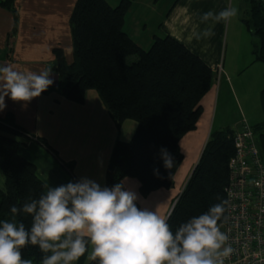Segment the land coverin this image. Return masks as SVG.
Returning <instances> with one entry per match:
<instances>
[{"label":"trees","instance_id":"trees-1","mask_svg":"<svg viewBox=\"0 0 264 264\" xmlns=\"http://www.w3.org/2000/svg\"><path fill=\"white\" fill-rule=\"evenodd\" d=\"M251 3L252 17L244 22L259 39L257 58L264 61V4L260 0ZM131 4L132 0H121L116 6L108 0H77L71 17L75 60L67 62L58 49L55 71L63 94L73 101L84 102L87 90L96 89L118 129L127 119L136 120L132 138L118 139L114 145L106 185L135 177L141 183L142 195L147 196L174 184L184 159L181 139L197 127L201 100L214 83L215 71L170 34H156L150 48H143L124 28ZM130 56L136 60L129 62ZM261 97L264 106V89ZM253 128L264 160V120ZM25 136L30 137L14 122L13 115L0 117V173L4 177L0 182V221L30 227L31 216H13L11 206L20 208L28 200L38 199L46 183L38 176L37 165L20 153ZM161 147L175 158L171 178L160 156ZM234 153V129L228 126L212 131L167 218L173 232L181 223L226 200L229 161ZM154 169L164 178H158ZM224 222L222 218L219 225ZM43 255L38 246L22 249V258L31 259L33 264H42ZM87 255L78 263L82 264Z\"/></svg>","mask_w":264,"mask_h":264},{"label":"crops","instance_id":"crops-1","mask_svg":"<svg viewBox=\"0 0 264 264\" xmlns=\"http://www.w3.org/2000/svg\"><path fill=\"white\" fill-rule=\"evenodd\" d=\"M108 1L116 6L121 0ZM76 2L10 0L7 4L6 0H0V65L10 64L16 70L37 73L51 69L55 79L54 85L40 98L34 99L27 109L23 108L22 102H14L6 97V108L0 112V117L13 115L14 122L27 135L39 137L41 142L29 136L22 137L20 153L37 165L38 176L53 187L80 176H89L106 184L113 146L122 138L119 133L121 128L116 126L97 91L87 90L82 103L73 101L63 94L59 74L55 71L58 49L63 51L67 62L75 60L71 17ZM229 5H236L238 15L227 24L216 23L211 37L197 40L195 33L207 27L201 23V15L208 11L218 13ZM251 6V0L238 4L236 0H132L125 16V30L141 46L143 42H140L139 34L135 36L136 31L141 33L151 27L160 34H170L183 42L215 71L214 83L201 100L202 114L197 127L181 139L184 159L175 175L174 184L144 196L140 191L139 179L127 177L129 186L146 200V206L157 210L162 217H168L200 160L212 131L228 126L237 129L244 121L253 126L251 122L259 119L251 104H246L249 113L240 105L239 110L243 111L240 117L230 119L227 111L228 96L233 94L237 97L240 93L246 103H254L256 97L261 102L264 89V61L257 58L259 39L244 22V19L252 17ZM251 79L253 84H250ZM217 80L220 86L216 85ZM246 85H252L249 91H246ZM251 88L253 99L250 100L248 95ZM37 114L41 122L37 121ZM95 125L105 126L106 132L98 133ZM81 152H86L82 159ZM101 154L105 161L103 167L97 164V157ZM89 263L86 258L82 264ZM74 264L79 263L76 261Z\"/></svg>","mask_w":264,"mask_h":264},{"label":"clouds","instance_id":"clouds-1","mask_svg":"<svg viewBox=\"0 0 264 264\" xmlns=\"http://www.w3.org/2000/svg\"><path fill=\"white\" fill-rule=\"evenodd\" d=\"M237 15L238 9L231 5L218 13H203L200 21L207 27L195 33V38L211 37L216 23L227 24ZM54 83L51 69L37 73L0 65V112L6 108V97L22 102L27 109ZM37 121L41 122L39 114ZM160 156L171 178L175 158L164 147ZM104 163L103 155H98V166ZM154 174L164 178L159 169ZM129 185L128 178L107 186L89 176L54 187L45 184L38 199H30L20 208L11 206L13 216H31L30 227L0 221V264H33L22 258L27 245L39 247L44 254L42 264H74L86 252L87 260L98 264H225L234 251L219 226L222 218L227 220V200L211 205L173 232L167 218L146 206V200Z\"/></svg>","mask_w":264,"mask_h":264},{"label":"built area","instance_id":"built-area-1","mask_svg":"<svg viewBox=\"0 0 264 264\" xmlns=\"http://www.w3.org/2000/svg\"><path fill=\"white\" fill-rule=\"evenodd\" d=\"M234 144L223 224L234 251L225 264H264V160L253 126L234 129Z\"/></svg>","mask_w":264,"mask_h":264},{"label":"rangeland","instance_id":"rangeland-1","mask_svg":"<svg viewBox=\"0 0 264 264\" xmlns=\"http://www.w3.org/2000/svg\"><path fill=\"white\" fill-rule=\"evenodd\" d=\"M243 1L244 0H236V4H238L240 2L242 3ZM235 7H236V5H235ZM133 32H134V30H133ZM155 32H157L156 34H158V35H165V34H160V31H158V30L157 31H154L150 27L148 30H142L141 33H139V31H136L135 36L136 35L138 36V34H139V40H140V42H143L142 43L143 44L142 45L143 48L148 49V48H150L151 43L153 42L152 39L154 38V35L153 34ZM151 40H152V42L149 43ZM134 60H136V56H130L129 59H128L129 62H133ZM218 82H219V80H217L216 85L217 86H220V82L219 83ZM250 84H253V79L250 80ZM249 87H252V85H249V86L246 85L245 86L246 91H249ZM93 90L94 91H97L96 89H93ZM96 93H98V92H96ZM252 94H253V89L251 88L250 94L248 95V98L250 100L253 99V95ZM219 103H221V102H219ZM228 103H229L228 104L229 105V109H227V111H228V114H229L228 117L230 119L231 118H235V117L242 116L243 111L242 110H239L240 105H242V108L244 110H246V104H251L254 107L253 108L254 112L256 114L257 113L259 114V119H257V121H255V122H251V124H253V126H254V125H256V123L261 122L262 120H264V106H263V102H262V97H261V102H259L258 101V97H256V98H254V103H252L250 101H248L246 103V101L242 99V95L240 93L237 94V97H236V95L233 96V94H232V95L228 96ZM246 112L249 113L247 110H246ZM132 123L135 124V126H133ZM94 127H95V129L97 130L98 133H105L106 132V129L104 128L105 126H103V125H95ZM136 128H137V122H136V120H134V119H127L124 122V124H122V127L119 130V133H120V135L122 137V138H119V139H121V140H130L132 138L133 134L135 133ZM29 138L30 139L31 138H34L35 141L41 142V140L37 136H31ZM83 147H85V146H83ZM113 148H114V146H113ZM112 151H113V149H112ZM85 154H86V152H81L80 155H83V156H81L80 158L82 159ZM3 180H4V177L0 173V182L2 183ZM219 226H220V230L223 232V223H221Z\"/></svg>","mask_w":264,"mask_h":264},{"label":"water","instance_id":"water-1","mask_svg":"<svg viewBox=\"0 0 264 264\" xmlns=\"http://www.w3.org/2000/svg\"><path fill=\"white\" fill-rule=\"evenodd\" d=\"M57 78H58V74H56ZM175 204V203H174ZM173 208V207H172ZM172 210V209H171ZM171 212V211H170ZM168 218V217H167Z\"/></svg>","mask_w":264,"mask_h":264}]
</instances>
